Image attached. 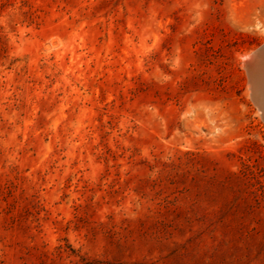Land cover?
Listing matches in <instances>:
<instances>
[{
  "label": "rangeland",
  "instance_id": "1",
  "mask_svg": "<svg viewBox=\"0 0 264 264\" xmlns=\"http://www.w3.org/2000/svg\"><path fill=\"white\" fill-rule=\"evenodd\" d=\"M264 0H0V264H264Z\"/></svg>",
  "mask_w": 264,
  "mask_h": 264
},
{
  "label": "bare ground",
  "instance_id": "2",
  "mask_svg": "<svg viewBox=\"0 0 264 264\" xmlns=\"http://www.w3.org/2000/svg\"><path fill=\"white\" fill-rule=\"evenodd\" d=\"M254 49L251 52L243 55L242 60L244 62L245 71L250 67V59ZM255 70L256 71L253 74H249V82H247V84L250 98L257 108L261 119L264 121V74H261L262 71L264 72V63L260 59H255Z\"/></svg>",
  "mask_w": 264,
  "mask_h": 264
},
{
  "label": "water",
  "instance_id": "3",
  "mask_svg": "<svg viewBox=\"0 0 264 264\" xmlns=\"http://www.w3.org/2000/svg\"><path fill=\"white\" fill-rule=\"evenodd\" d=\"M255 59H260L264 63V40L262 43H260L252 52L251 59H250V67L249 69H246V77L247 82H249V74H253L255 70ZM261 74H264L262 71ZM252 100V99H251Z\"/></svg>",
  "mask_w": 264,
  "mask_h": 264
}]
</instances>
